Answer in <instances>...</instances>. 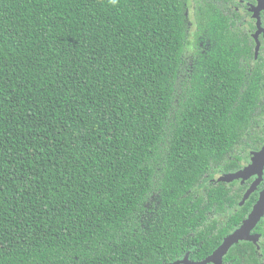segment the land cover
<instances>
[{"label": "trees", "instance_id": "trees-1", "mask_svg": "<svg viewBox=\"0 0 264 264\" xmlns=\"http://www.w3.org/2000/svg\"><path fill=\"white\" fill-rule=\"evenodd\" d=\"M220 2L193 34L192 0H0V264L203 261L240 226L216 177L260 115Z\"/></svg>", "mask_w": 264, "mask_h": 264}, {"label": "flooded vegetation", "instance_id": "flooded-vegetation-1", "mask_svg": "<svg viewBox=\"0 0 264 264\" xmlns=\"http://www.w3.org/2000/svg\"><path fill=\"white\" fill-rule=\"evenodd\" d=\"M218 6L219 13L222 15V21L224 25H216L214 27L209 26L205 32L213 30L215 32H225L235 35V38L239 43L245 44L242 46V56L240 59L241 65L250 70V75L254 73V79L250 88H253L252 94L258 99V105L255 108L257 114H259L258 120L260 124L255 126V132L252 136V148L248 150L249 155L247 160H243L242 168L230 173H224L217 175V180L227 174L236 173L252 163V159L264 150V0H220ZM189 15L192 19L193 26L191 32L194 34L197 32V24L195 22L196 16L194 13L193 0L189 7ZM255 185V188L250 195L249 199L245 203H252L249 213L242 219L240 228L244 221L249 217L255 206L264 197V167L262 170H258L248 180H237L229 184V187L237 189L241 198L240 203L248 190ZM244 205V206H245ZM243 206V207H244ZM251 235L256 238V242L241 241L238 246L240 249L236 251H229V253L235 254L236 259L229 258L228 255L224 258V264H264V216L252 230ZM186 255L179 259L183 260ZM231 257V256H230ZM177 260V261H179ZM191 261H196L190 259ZM205 260V259H204Z\"/></svg>", "mask_w": 264, "mask_h": 264}, {"label": "water", "instance_id": "water-1", "mask_svg": "<svg viewBox=\"0 0 264 264\" xmlns=\"http://www.w3.org/2000/svg\"><path fill=\"white\" fill-rule=\"evenodd\" d=\"M264 167V150L257 154L253 159L252 163L245 167L244 169L232 173L221 176L218 181L223 183H233L237 180H248L253 175L258 172V170H262ZM255 185L251 187L250 190L246 192L244 195L240 206H244L250 195L252 194ZM264 196V195H263ZM264 216V197L261 201L255 206L249 217L244 221L243 225L240 228H237L230 235H228L222 242V244L205 260L200 262H195L189 260V256L183 260L176 261L173 264H224V258L228 255L229 251L239 242L241 241H251L256 242V238L251 235L252 230Z\"/></svg>", "mask_w": 264, "mask_h": 264}]
</instances>
